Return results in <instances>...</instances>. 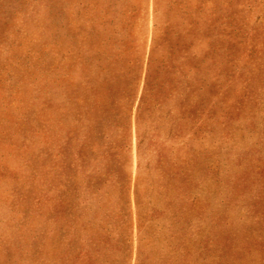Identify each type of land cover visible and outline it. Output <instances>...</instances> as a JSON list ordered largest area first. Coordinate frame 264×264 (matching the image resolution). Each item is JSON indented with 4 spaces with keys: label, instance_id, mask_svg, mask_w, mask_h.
<instances>
[{
    "label": "rangeland",
    "instance_id": "rangeland-1",
    "mask_svg": "<svg viewBox=\"0 0 264 264\" xmlns=\"http://www.w3.org/2000/svg\"><path fill=\"white\" fill-rule=\"evenodd\" d=\"M0 264H264V0H0Z\"/></svg>",
    "mask_w": 264,
    "mask_h": 264
}]
</instances>
